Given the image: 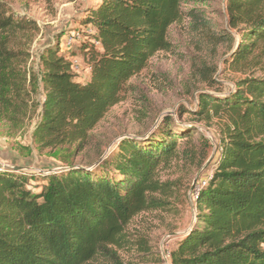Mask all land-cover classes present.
I'll return each instance as SVG.
<instances>
[{"label": "trees", "instance_id": "obj_1", "mask_svg": "<svg viewBox=\"0 0 264 264\" xmlns=\"http://www.w3.org/2000/svg\"><path fill=\"white\" fill-rule=\"evenodd\" d=\"M191 1L101 0L87 9L80 28L93 34H83L75 44L80 57H74L89 69L82 81L72 71L71 52L60 49L61 39L45 49L39 59L43 102L32 134L36 152L73 148L72 156L78 155L120 103L126 83L157 53L171 50L168 30ZM195 11L187 14L194 30L200 26L202 36L221 47L226 69L247 78L235 80L226 96L201 92L194 112L179 110L205 123L218 119L221 152L196 193L195 224L170 252L169 263L264 264V0H226L225 28L216 34L207 33ZM35 29L0 2V102L12 114L17 100L28 98V77L18 69L26 55L11 44L19 33ZM216 72L207 63L198 69L207 91L216 85ZM37 80L29 74V83ZM171 122L167 118L148 137L123 139L94 169L68 162V170L43 177L37 192L24 174L0 172V264H132L118 254L123 231L138 214L165 205L157 196L170 189L158 171L178 162L200 168L206 160L187 147L194 132L172 128Z\"/></svg>", "mask_w": 264, "mask_h": 264}, {"label": "rangeland", "instance_id": "obj_2", "mask_svg": "<svg viewBox=\"0 0 264 264\" xmlns=\"http://www.w3.org/2000/svg\"><path fill=\"white\" fill-rule=\"evenodd\" d=\"M0 2L15 18L29 20L36 26L33 31L19 33L11 44L15 51L26 55L25 62L18 69L26 71L28 78L24 88L28 98L17 100L15 114L3 110L0 102V152L8 156L6 160L0 157V161L24 168L25 171L20 173L29 179V189L37 192L36 188L45 182L43 177L48 173L68 170V162L75 167L94 169L112 154L121 138L130 135L148 137L163 127L169 117L173 122L170 127L187 128L194 132L192 143L187 147H193L198 154L197 159L205 158V162L200 168L178 162L158 171V179L170 189L165 196H157L165 205L135 216L124 228L123 243L118 250L125 263L156 264L161 260V264L166 261L165 264H170V252L176 249L178 242L195 224V196L201 181L210 175L221 152L220 121L213 118L205 123L189 115H180L179 110L184 107L194 112L201 92L215 94L213 91H217L226 96L234 89L235 80L247 78L224 67L228 56H224L221 47L215 46L207 35L202 36L204 31L200 26L194 30L191 19L187 17L190 10H196L199 15L197 22L201 25L205 22L207 33L216 34L220 27L225 28L226 0H192L183 5L182 20L168 30L171 50L157 53L140 74L126 83L120 103L105 114L91 132L88 145L73 156V148L71 152L46 150L38 154L32 143L43 102L39 59L45 49L55 48L62 36L80 28V24L85 22L86 10L98 7L101 0ZM236 39L240 41V35ZM78 51L75 45L64 54L71 52L73 58H78ZM204 63L217 68L212 75V80L216 81L210 89L212 91H207L208 86L197 76ZM255 72V76H262L260 71ZM29 74L38 77L37 84L33 81L29 83ZM154 125V129L146 134ZM65 156L66 161L63 159ZM166 257H169L168 260H165Z\"/></svg>", "mask_w": 264, "mask_h": 264}, {"label": "built area", "instance_id": "obj_3", "mask_svg": "<svg viewBox=\"0 0 264 264\" xmlns=\"http://www.w3.org/2000/svg\"><path fill=\"white\" fill-rule=\"evenodd\" d=\"M80 28L76 31H73L72 33L66 35L63 37V39H61L60 43H59V47L60 49L64 52V51H69L71 49L72 46H74L75 44H77L81 39L84 33L91 35L93 34V30L91 28ZM72 71L74 72V74H76L81 81L84 79L85 75L88 73V68L87 67H82L78 61L76 59H72ZM5 161H0V172L2 171H13V167L12 165H8L4 163ZM169 258V257H168ZM168 258L166 257L165 260H168ZM167 263V261L165 262ZM164 263V264H165Z\"/></svg>", "mask_w": 264, "mask_h": 264}, {"label": "water", "instance_id": "obj_4", "mask_svg": "<svg viewBox=\"0 0 264 264\" xmlns=\"http://www.w3.org/2000/svg\"><path fill=\"white\" fill-rule=\"evenodd\" d=\"M154 127H155V125L152 128H150V130H148V132L146 134L150 133L154 129ZM123 139L139 140V139H141V136L130 135V136H125V137L121 138L120 140L122 141ZM100 161H102V160H100ZM74 168H81V167H74ZM13 171L19 173V172L25 171V169L22 167H19V166H14Z\"/></svg>", "mask_w": 264, "mask_h": 264}, {"label": "crops", "instance_id": "obj_5", "mask_svg": "<svg viewBox=\"0 0 264 264\" xmlns=\"http://www.w3.org/2000/svg\"><path fill=\"white\" fill-rule=\"evenodd\" d=\"M75 59V58H74Z\"/></svg>", "mask_w": 264, "mask_h": 264}]
</instances>
